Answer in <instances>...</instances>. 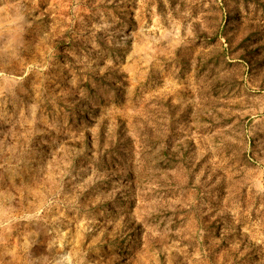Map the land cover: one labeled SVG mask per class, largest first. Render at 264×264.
<instances>
[{
  "label": "rangeland",
  "instance_id": "rangeland-1",
  "mask_svg": "<svg viewBox=\"0 0 264 264\" xmlns=\"http://www.w3.org/2000/svg\"><path fill=\"white\" fill-rule=\"evenodd\" d=\"M0 264H264V0H0Z\"/></svg>",
  "mask_w": 264,
  "mask_h": 264
}]
</instances>
